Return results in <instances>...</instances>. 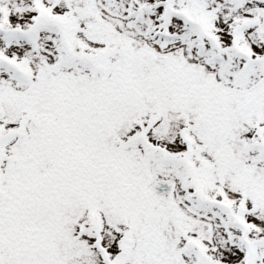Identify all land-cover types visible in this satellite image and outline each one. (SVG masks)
I'll return each instance as SVG.
<instances>
[{
    "label": "snow or ice",
    "instance_id": "snow-or-ice-1",
    "mask_svg": "<svg viewBox=\"0 0 264 264\" xmlns=\"http://www.w3.org/2000/svg\"><path fill=\"white\" fill-rule=\"evenodd\" d=\"M0 264H264V0H0Z\"/></svg>",
    "mask_w": 264,
    "mask_h": 264
}]
</instances>
